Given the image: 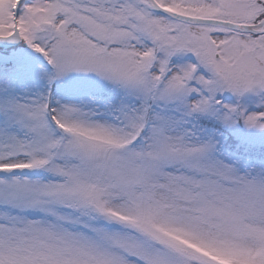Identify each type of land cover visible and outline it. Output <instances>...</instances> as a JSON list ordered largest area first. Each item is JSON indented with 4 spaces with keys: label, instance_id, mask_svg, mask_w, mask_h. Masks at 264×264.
Returning a JSON list of instances; mask_svg holds the SVG:
<instances>
[{
    "label": "snow or ice",
    "instance_id": "6c2138e0",
    "mask_svg": "<svg viewBox=\"0 0 264 264\" xmlns=\"http://www.w3.org/2000/svg\"><path fill=\"white\" fill-rule=\"evenodd\" d=\"M0 264H264V0H0Z\"/></svg>",
    "mask_w": 264,
    "mask_h": 264
}]
</instances>
